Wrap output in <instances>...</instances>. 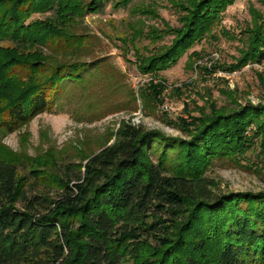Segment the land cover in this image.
Here are the masks:
<instances>
[{"label":"trees","instance_id":"trees-1","mask_svg":"<svg viewBox=\"0 0 264 264\" xmlns=\"http://www.w3.org/2000/svg\"><path fill=\"white\" fill-rule=\"evenodd\" d=\"M131 1L0 0V43H10L0 46V133L28 125L65 88L91 84L96 74L89 73L102 65L81 61L92 41L77 26L90 12ZM232 2L190 0L185 31L169 47L145 48L149 56L135 50L142 32L134 26L123 44L134 49L141 74H155L175 64ZM148 33L150 42L160 40ZM254 34L246 61L264 66V31ZM182 124L180 141L122 124L112 144L80 164L33 170L30 180L0 159V264H264V192L219 194L201 175L209 161H238L257 143L264 150V105L212 108Z\"/></svg>","mask_w":264,"mask_h":264},{"label":"rangeland","instance_id":"rangeland-1","mask_svg":"<svg viewBox=\"0 0 264 264\" xmlns=\"http://www.w3.org/2000/svg\"><path fill=\"white\" fill-rule=\"evenodd\" d=\"M189 5L190 0H132L125 8L114 10L108 4L102 13L90 12L77 30L92 41L90 55L81 61L102 65L89 73L96 74L92 85L65 88L55 104L28 125L0 133V159L18 165L19 175L30 180L33 170L54 172L68 162L80 164L85 156L112 144L122 124L180 141L186 140L182 122L199 117L200 111L208 115L212 108L264 105V66L246 61L250 38L256 29L264 31V0H233L175 64L155 74L140 73L134 49L123 44L132 27L142 32L135 50L149 56L146 49L169 47L178 31H185L181 21L190 20ZM138 10L150 14L145 17ZM48 15H33L29 21ZM150 28L158 42L145 38ZM158 85L163 91L156 96L152 92ZM254 130L251 125L245 135ZM201 175L219 194L264 192V150L257 143L238 161H209L201 166Z\"/></svg>","mask_w":264,"mask_h":264}]
</instances>
